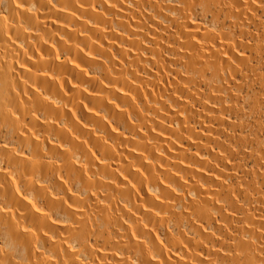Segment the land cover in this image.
<instances>
[{"label": "bare ground", "instance_id": "1", "mask_svg": "<svg viewBox=\"0 0 264 264\" xmlns=\"http://www.w3.org/2000/svg\"><path fill=\"white\" fill-rule=\"evenodd\" d=\"M260 60L264 0H0V264H264Z\"/></svg>", "mask_w": 264, "mask_h": 264}, {"label": "rangeland", "instance_id": "2", "mask_svg": "<svg viewBox=\"0 0 264 264\" xmlns=\"http://www.w3.org/2000/svg\"><path fill=\"white\" fill-rule=\"evenodd\" d=\"M167 51L169 52L168 49H167ZM170 54H171V53L169 52V55H170ZM169 55H168V56H169ZM256 63H257L256 65L259 66V64H260V66H262V67H261V68H262V74H264V70H263L264 62H263V60L257 61ZM255 91H259L258 86L255 88ZM253 94H254V91H253V90H252V91L250 90V91H249V95H250V96H253ZM247 99H248V98L245 97V100H247ZM244 107H245V110H246V111H249V110L251 109L249 106H245V105H244ZM245 120H246V122L253 121V120H251V119H249V118H245ZM259 121H260L261 123L264 124V110H263V114H262V116L259 118ZM245 133H246V134L249 133V130H246Z\"/></svg>", "mask_w": 264, "mask_h": 264}]
</instances>
